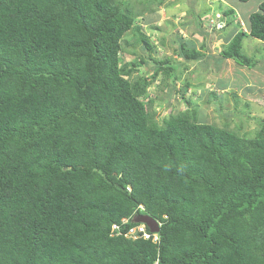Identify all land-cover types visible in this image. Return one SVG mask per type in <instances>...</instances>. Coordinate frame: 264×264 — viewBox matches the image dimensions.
<instances>
[{"label": "trees", "instance_id": "1", "mask_svg": "<svg viewBox=\"0 0 264 264\" xmlns=\"http://www.w3.org/2000/svg\"><path fill=\"white\" fill-rule=\"evenodd\" d=\"M119 4L0 0V264H264V127L160 125L120 66L128 32L154 46ZM248 37L264 44V3L221 59L256 67ZM141 216L158 242L125 236Z\"/></svg>", "mask_w": 264, "mask_h": 264}, {"label": "rangeland", "instance_id": "2", "mask_svg": "<svg viewBox=\"0 0 264 264\" xmlns=\"http://www.w3.org/2000/svg\"><path fill=\"white\" fill-rule=\"evenodd\" d=\"M125 1L119 6L132 14L135 27L154 47L145 49L128 32L120 66L134 70L127 76L133 81H151L144 101L149 106L152 101L156 121L165 125L171 115L195 110L200 123L255 139L264 127V44L244 40V53L258 62L254 68L222 60L220 53L237 32L249 31V17L264 0ZM229 10L233 14L227 15ZM195 51L202 56L193 59ZM165 63L177 66L172 75L157 72Z\"/></svg>", "mask_w": 264, "mask_h": 264}, {"label": "built area", "instance_id": "3", "mask_svg": "<svg viewBox=\"0 0 264 264\" xmlns=\"http://www.w3.org/2000/svg\"><path fill=\"white\" fill-rule=\"evenodd\" d=\"M119 226L118 225H113V231H119ZM118 234H120V232H118ZM126 237L128 238H133V239H138L140 237H143L145 239H151L152 235L150 233H147L146 231V227L145 225L139 227V228H135V229H131L128 233L125 234ZM159 237L158 236H154V241L158 242Z\"/></svg>", "mask_w": 264, "mask_h": 264}, {"label": "water", "instance_id": "4", "mask_svg": "<svg viewBox=\"0 0 264 264\" xmlns=\"http://www.w3.org/2000/svg\"><path fill=\"white\" fill-rule=\"evenodd\" d=\"M135 221L137 223H143L147 225L150 228L151 232L153 233H158L160 231L159 223L155 219L149 216H141L137 218Z\"/></svg>", "mask_w": 264, "mask_h": 264}, {"label": "clouds", "instance_id": "5", "mask_svg": "<svg viewBox=\"0 0 264 264\" xmlns=\"http://www.w3.org/2000/svg\"><path fill=\"white\" fill-rule=\"evenodd\" d=\"M246 32H247V31H246ZM248 32H249V31H248ZM125 220H127V219H124V223H128V222H129L128 220H127V222H125ZM134 220H136V218H135ZM141 224H142V225H139V226L133 227V228H131V229H135V228H138V227H141V226L145 225V224H143V223H141ZM114 225H117V224H114ZM118 226H119V225H118ZM145 227H148V226L145 225ZM119 228H120V227H119ZM131 229H130V230H131ZM112 230H113V227H112ZM130 230H129V231H130ZM129 231H128V232H129ZM128 232H127V233H128ZM152 233H153V232H152ZM154 234H156L155 236H158L157 233H154Z\"/></svg>", "mask_w": 264, "mask_h": 264}]
</instances>
